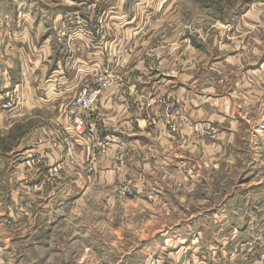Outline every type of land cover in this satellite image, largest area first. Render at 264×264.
<instances>
[{
	"label": "rangeland",
	"instance_id": "1",
	"mask_svg": "<svg viewBox=\"0 0 264 264\" xmlns=\"http://www.w3.org/2000/svg\"><path fill=\"white\" fill-rule=\"evenodd\" d=\"M38 1L48 14L65 4ZM188 1L183 23L198 22L206 30L217 23L220 28V17L233 14L247 0ZM77 21L72 15L65 27H74L80 37L79 31L89 26ZM96 30L104 32L103 21ZM14 37L0 41V68L16 61L7 53L15 46ZM42 62L43 68L47 62ZM45 80L35 82L41 93L36 107H26L27 97L15 92L0 102V264H191L192 256L207 257L205 264H264V98L247 121L249 129L262 132L259 147L245 144L227 150L214 137L210 160L202 163L199 154L191 169L182 164L178 173L151 158L149 187V182L120 183L116 172L106 176L100 168L112 148L101 138L94 142L92 133L86 140L88 156L72 151L65 141L66 128L55 124L57 112L43 107ZM54 89V95H65ZM180 109L171 106L162 120L173 135L180 132L175 121L182 117ZM95 146L99 149L94 160ZM140 146L135 147L138 159Z\"/></svg>",
	"mask_w": 264,
	"mask_h": 264
},
{
	"label": "crops",
	"instance_id": "2",
	"mask_svg": "<svg viewBox=\"0 0 264 264\" xmlns=\"http://www.w3.org/2000/svg\"><path fill=\"white\" fill-rule=\"evenodd\" d=\"M64 1L48 14L37 6L38 0H0V41L8 42L11 35L20 38L14 37L15 46L7 51L15 63L0 68V102L15 92L27 97L26 107H36L41 93L35 82L46 78L43 107L57 112L55 124L66 128V136L76 138L73 127L83 121L94 142L109 141L112 150L100 170L112 177L116 172L120 183L153 185L151 158L166 162L171 173H178L182 164L191 169L199 154L207 162L214 137L227 150L245 144L259 147L262 132L249 129L247 121L264 98V0H247L233 14L220 17V28L217 23L206 30L198 22L183 23L188 0H88L86 6ZM72 15L86 21L90 35L71 36L74 27L66 28L65 22ZM101 21L105 30L99 34L96 24ZM13 50H19L18 57ZM42 61L47 62L43 68ZM28 65L33 66L30 76ZM106 79L114 84L104 89L93 115L81 114L74 107L78 93ZM54 87L65 95H54ZM177 104L182 117L175 120L180 132L173 135L162 120ZM185 120L190 121L183 126ZM86 142L72 141V151L88 156ZM137 144L141 159L136 157ZM98 149L92 151L94 160ZM123 153L130 154L123 159ZM206 261L205 256H192L190 263Z\"/></svg>",
	"mask_w": 264,
	"mask_h": 264
},
{
	"label": "built area",
	"instance_id": "3",
	"mask_svg": "<svg viewBox=\"0 0 264 264\" xmlns=\"http://www.w3.org/2000/svg\"><path fill=\"white\" fill-rule=\"evenodd\" d=\"M80 23H81V19L76 22V24H80ZM79 32H80V36L90 35L89 30L85 31L83 29L82 31ZM70 34L72 37L75 38L79 37V35H77L75 30L72 28ZM113 84H114V80L106 79L104 81L99 82L98 85L94 88L87 87L82 89L75 98L74 107L77 110H79L81 114L83 115L88 114V116H92L97 104L99 103V100L103 94L104 89L113 86ZM86 125L87 124H85L83 121H78L77 124L73 127L75 133L77 134V136H75L76 138H74L73 136H65L66 143L71 146L72 141L85 142L89 137H91L92 136L91 134H87L85 132ZM64 135L65 134H62V136ZM107 143H109V141H107Z\"/></svg>",
	"mask_w": 264,
	"mask_h": 264
}]
</instances>
